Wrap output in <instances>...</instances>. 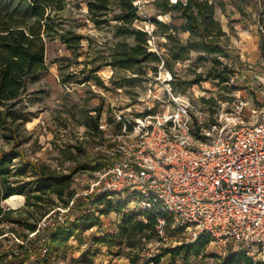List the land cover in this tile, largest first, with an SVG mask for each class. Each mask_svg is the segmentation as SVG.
<instances>
[{"label": "rangeland", "instance_id": "374dc122", "mask_svg": "<svg viewBox=\"0 0 264 264\" xmlns=\"http://www.w3.org/2000/svg\"><path fill=\"white\" fill-rule=\"evenodd\" d=\"M87 1L67 0L66 10L55 21L57 28L84 36L80 47L69 48L60 37L47 36L48 69L37 80L28 83L17 107V124L20 126L17 150L22 152L27 162L40 167L48 165L57 175L71 176L77 199L70 204L68 211H64L62 206L65 202L54 194H44L37 204L35 199L29 200L27 196H32L34 191L38 193L40 180L21 156L13 159L12 181L14 186H23L25 193L17 194L23 197L22 205L17 208L2 202L5 210H14L12 217L19 223H5L3 226L0 264H157L152 260L160 254L164 257L159 264H183L181 257L165 255L168 249L159 245L156 238L135 249L98 243L100 238L111 237L117 232L123 214L114 210L110 214L96 216L91 212L96 206L86 201L91 171L98 160L93 149L96 141L90 131L98 134L100 122L96 130L94 120L98 113L100 117H110L109 102L115 96L125 99L126 104L133 106L135 114H139L152 104L156 105V111L166 107L170 100L168 89L177 96L190 98L202 111L204 121L195 118L196 128L201 126L200 122L206 127L216 123L219 119L216 115L233 112L238 100L247 104L244 110L247 123L256 122L264 112V56L259 32L264 0H237L236 4L245 9V15L229 0H225L224 11L219 7L221 0H212L217 4L216 17L227 33L219 43L227 56L220 57L223 62L220 68L228 65L224 76L230 79L226 83L206 77L214 65L215 55L190 49L185 59L173 58L163 29L154 20L178 25L183 20L177 12L174 13L175 18L170 14L160 15L155 0H136L135 5L140 18L136 26L148 32L150 51L158 56L150 64L157 66V71L150 67L137 72L107 66L111 50L118 41L133 44L134 40L117 36L115 22L110 26L96 27L88 18ZM188 37V33L180 34L183 42ZM95 76L101 79L102 84L95 82ZM201 79L203 81H198ZM150 90L163 97L164 102L148 98ZM254 111L259 113L254 114ZM87 123L92 128L87 127ZM13 142L4 140L0 131V153L9 151ZM113 200L114 206L122 201L118 197ZM46 215L53 223L61 221V225L74 224L80 216H94L99 221H89V229L71 238L64 249L55 252L46 245L48 231L41 236H29L28 233V224L39 223ZM25 243L26 248H30L26 255L22 249ZM229 251L236 252L234 248L223 250L211 243L205 255L191 259L190 264H219L220 258ZM83 260L86 261L82 263Z\"/></svg>", "mask_w": 264, "mask_h": 264}, {"label": "built area", "instance_id": "2783aa9c", "mask_svg": "<svg viewBox=\"0 0 264 264\" xmlns=\"http://www.w3.org/2000/svg\"><path fill=\"white\" fill-rule=\"evenodd\" d=\"M166 91V107L156 111L152 104L139 114L115 96L110 117L99 119L98 134L90 131L98 154L87 189L86 201L96 206L91 212L103 214L98 198L118 197L126 203L124 213L155 219L156 241L167 249L208 234L223 250L234 248L253 264H264V112L247 123V104L238 100L233 112L196 128L195 118L204 121L202 111L190 98ZM147 97L164 102L153 90ZM48 216L29 236L61 225Z\"/></svg>", "mask_w": 264, "mask_h": 264}, {"label": "trees", "instance_id": "16d2710c", "mask_svg": "<svg viewBox=\"0 0 264 264\" xmlns=\"http://www.w3.org/2000/svg\"><path fill=\"white\" fill-rule=\"evenodd\" d=\"M135 1L88 0V18L96 27L110 26L112 22H115L117 36L134 40L133 44L118 41L116 47L111 50L110 62L106 64L107 66L137 72L150 67L153 71H157V66H150L158 56L156 52L150 51L148 32L136 26L140 18ZM229 1L242 15L246 14L245 9L236 4L237 0ZM155 3L160 15L170 14L172 18H175L174 13L177 12L179 18L183 20L179 25L154 20V23L163 29L165 38L170 44V51L174 55L173 58L185 59L190 49L215 55L214 65L206 77L218 80L220 83L228 82L230 78L224 76L228 65H225L223 69L220 68V65H223L220 57L226 54L219 44L227 33L216 17V2L155 0ZM66 7L67 0H0V131L4 140L14 141L9 151L0 153V236L4 234L5 223H19V220L12 217L14 210H5L2 206V202L11 196L25 193L23 186H14L15 182L12 181L14 177L12 163L18 156L23 158L27 166L32 167L41 183L38 193L34 191L32 196H27L29 200L35 199L37 204L43 199L44 194L49 193L63 200L65 203L62 206L68 207L76 195L71 176L57 175L48 165L40 167L34 162H27L22 152L17 150L20 145L17 107L28 83L37 80L40 74L48 69L46 37L58 36L67 47L74 49L80 47L85 39L83 35L71 30L57 28L56 17L64 12ZM219 7L225 10V0L219 2ZM259 24L260 49L264 56V15L259 16ZM182 33L189 35L186 42L180 38ZM93 79L96 83L102 84L98 76ZM99 119L98 113L94 120L96 130H98ZM86 125L92 128L89 123ZM113 201L108 196H103L95 202L105 205L103 214H110L114 210L123 214L122 223L117 232L111 237L100 238L98 243H104L109 247L125 245L127 248L135 249L140 244H145L143 242L149 243L155 238V219L151 215L124 213L126 203L120 201L117 206H114ZM89 221L98 222L99 219L94 216H80L74 224L57 226L48 234L46 245L55 252L64 249L71 238L89 229ZM37 224H28V231L35 232ZM212 242L211 235L203 234L192 244L168 249L165 255L181 257L183 264H190L191 259L204 256ZM24 253L26 254L27 251ZM162 257L164 254L156 256L152 261L159 264ZM85 261L83 260L82 263ZM219 264H253V261L244 252L229 251L226 256L220 258Z\"/></svg>", "mask_w": 264, "mask_h": 264}, {"label": "bare ground", "instance_id": "6f19581e", "mask_svg": "<svg viewBox=\"0 0 264 264\" xmlns=\"http://www.w3.org/2000/svg\"><path fill=\"white\" fill-rule=\"evenodd\" d=\"M162 18V16H161ZM23 203V197L19 195H13L7 200H5V204L11 208H17L21 206Z\"/></svg>", "mask_w": 264, "mask_h": 264}]
</instances>
